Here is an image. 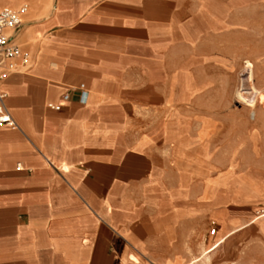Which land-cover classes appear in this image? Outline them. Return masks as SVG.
<instances>
[{"label":"crops","instance_id":"crops-1","mask_svg":"<svg viewBox=\"0 0 264 264\" xmlns=\"http://www.w3.org/2000/svg\"><path fill=\"white\" fill-rule=\"evenodd\" d=\"M255 1L28 0L14 41L29 59L0 84L18 125H0V264H208L264 217L229 229L243 216L227 208L224 232L196 251L200 202L182 178L165 181L136 126L173 97L181 52L216 49Z\"/></svg>","mask_w":264,"mask_h":264},{"label":"rangeland","instance_id":"rangeland-1","mask_svg":"<svg viewBox=\"0 0 264 264\" xmlns=\"http://www.w3.org/2000/svg\"><path fill=\"white\" fill-rule=\"evenodd\" d=\"M250 9L233 33L219 35L216 49L207 43L181 52L173 97L148 107L136 125L151 142L147 148L164 157L165 181L182 178L188 201L200 202L199 253L224 232L219 217L227 208L243 216L229 229L264 213V0ZM27 23L22 20L17 35ZM25 43L19 42L23 49ZM208 264H264V217L230 235Z\"/></svg>","mask_w":264,"mask_h":264},{"label":"built area","instance_id":"built-area-1","mask_svg":"<svg viewBox=\"0 0 264 264\" xmlns=\"http://www.w3.org/2000/svg\"><path fill=\"white\" fill-rule=\"evenodd\" d=\"M28 8V0H23V4L18 9L10 7L0 9V84L9 73L28 62V54L22 52L14 41L22 23L21 15L26 12ZM7 29H11L13 34H7ZM79 89L81 91V97L87 96L85 84L82 83L79 85ZM7 96L8 93L0 88V125H7L12 129H18L16 121L13 119L6 106ZM69 97L68 92L63 95L64 100H68ZM53 108L59 110L61 106L55 105ZM210 233L211 235H215L216 228L212 227Z\"/></svg>","mask_w":264,"mask_h":264},{"label":"bare ground","instance_id":"bare-ground-1","mask_svg":"<svg viewBox=\"0 0 264 264\" xmlns=\"http://www.w3.org/2000/svg\"><path fill=\"white\" fill-rule=\"evenodd\" d=\"M7 97H8V96H7ZM253 101H254V100H253ZM244 102H245V103H248V102H250V101L244 99ZM9 113H10V112H9Z\"/></svg>","mask_w":264,"mask_h":264}]
</instances>
